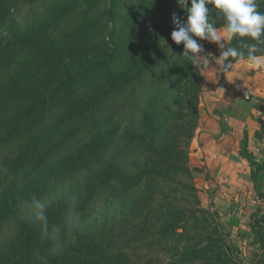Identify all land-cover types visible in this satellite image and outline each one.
I'll list each match as a JSON object with an SVG mask.
<instances>
[{
  "label": "trees",
  "instance_id": "trees-1",
  "mask_svg": "<svg viewBox=\"0 0 264 264\" xmlns=\"http://www.w3.org/2000/svg\"><path fill=\"white\" fill-rule=\"evenodd\" d=\"M33 1L0 0V32L14 8ZM155 1L162 4L166 0ZM100 2L59 0L47 6L30 29L0 40V102L6 107L0 110L4 120L0 124V228L22 206L28 190L32 195L48 194L53 184L102 165L120 136L140 146L143 159L130 175L114 163H105L89 174L83 196L75 201L77 216L71 231L64 221L72 201L58 199L47 206L49 227L61 229L57 242L42 238L34 218L20 223L17 239L0 252V264H141L143 259L136 253L141 248L136 247L144 239L152 235L157 246L163 245L167 251L169 236L177 235L180 229L177 225L189 224L187 218L183 220L187 215L183 211L176 210L167 221L154 209L147 214V209L157 193L166 194L164 185L175 179L180 186L179 176H189L191 181L199 176L191 172L189 152L199 125L202 70L188 62L179 66L183 76L177 77V91L185 77L188 85L180 112H169L161 123L145 120L140 129L123 128L122 112L131 101L120 104V97L142 81L149 63L138 43L136 19L128 21L127 30H114L113 38L106 41L108 14L92 16ZM256 3L258 11L264 12V0ZM208 7L212 22L221 25L213 6ZM179 17L186 21V12L181 11ZM230 45L238 46L237 40ZM88 132L89 140L70 152ZM241 155L252 160L246 142ZM145 181L150 185L145 195L126 208L122 219L77 235L92 203L113 184L129 193L142 188ZM188 187L196 207L190 213L195 234L186 241L182 234L174 239L167 264H228L227 235L217 222L218 216L201 208L197 188ZM199 217L208 229L204 240L196 232ZM160 220L167 221V226L153 232ZM147 221L154 224L145 227ZM183 241L185 247H181ZM158 262L165 264V260Z\"/></svg>",
  "mask_w": 264,
  "mask_h": 264
},
{
  "label": "rangeland",
  "instance_id": "rangeland-1",
  "mask_svg": "<svg viewBox=\"0 0 264 264\" xmlns=\"http://www.w3.org/2000/svg\"><path fill=\"white\" fill-rule=\"evenodd\" d=\"M58 1L36 0L19 4L12 10L11 15L6 20L0 32V40L9 38L12 32H24L30 29L36 21L42 18L45 8ZM181 11L183 12V9L180 8L176 0H166L162 4H158L155 0H101L98 7L92 11L93 17L98 15L107 16L108 14V20L105 21L106 27L104 33L106 41H110L113 38L114 30H127L128 21L132 18L136 19L138 22V43L141 52L145 54V61L149 63L142 81L135 84L131 89H128L120 97V104H124L127 100L131 101L122 112L120 121L123 128L130 126L140 129L141 126H144L145 120L153 121L154 124L164 122L169 112H180V108L185 106L184 101L186 100V96L184 97V91L187 85L186 77L179 82L180 90L177 91V77L183 76L182 73L178 72L179 66L187 63L185 58L181 57L184 46L183 43L177 45L171 39V33L174 30L172 16L174 13L179 16ZM155 21L156 24L154 25ZM218 21L221 22L222 19L218 18ZM196 39L203 45L204 50L200 53V55H203L207 47L205 44L206 40L202 41L198 37ZM178 94L180 95L179 97ZM5 108L4 102H0V110H4ZM3 123L4 120L0 117V124ZM90 132L81 135L80 140L72 147L70 152L83 145L86 140H89ZM192 151L193 149L190 146L189 166L192 174L199 176L194 177L192 181L189 176H179L180 186L175 184V179L170 182V185H164L166 194L161 195V193H157L154 201L150 203L147 209V214L151 209H154V212L163 215L161 218H165L167 221L176 215L173 213L176 210L183 211L187 213V215H183V220L187 218L189 224L184 225V223H179L177 225L180 229L176 231L177 235L169 236L170 241L168 240L167 251L163 250V245L157 246L156 242L151 238L152 235L144 239L136 247L137 250L141 248L140 251L136 252L141 257V260L143 259L141 264H161L158 260H165V264H167L171 256L170 252H173L175 248L174 239L178 238L179 234L183 235L184 241L194 236V221L191 219L190 213L196 207L192 193L188 187L190 185H194L197 188L201 208L218 216L217 222L221 226L224 235H227L225 239L226 246L228 247V264H237L240 260V250L237 245L238 240L234 237V227H237V225L235 217H233L236 211L239 213V208L226 204L217 206V203H214V199L218 198L217 192L214 188H207V184L202 181L204 177L201 176L200 169L193 168L191 161ZM143 156L144 152L140 146L128 142L120 136L118 142L108 150L107 155L103 158L102 165L114 163L123 173L130 175L136 173L138 163L142 161ZM64 165L68 168H74L73 165H67L65 162ZM102 165L88 168L74 177L53 184L54 187L48 194L32 195L28 190L22 197V201L24 202L22 206L17 208L13 212L14 214L0 228V252L7 250L9 244L17 239L20 223L33 218L31 209L33 198L41 200L46 206H49L58 199L77 201L83 196L85 181L88 175L98 171ZM141 186L142 188L140 187L126 193L119 184H113L106 193L100 195L92 203L88 214L79 224L77 235L84 231H93L105 223L113 222L115 219H122L127 214L126 208L135 205V202L145 195L150 185L149 182L145 181ZM179 218H182L180 214ZM167 221H157L153 232H158L159 229L166 227ZM146 224L145 227H148L149 224H154V221H147ZM129 228L128 226L127 230ZM206 228L207 225L203 218L199 217L196 232L201 240L208 237V229L206 230ZM150 229L152 230V228ZM184 241L181 247H185ZM146 255L148 257L145 259Z\"/></svg>",
  "mask_w": 264,
  "mask_h": 264
},
{
  "label": "crops",
  "instance_id": "crops-1",
  "mask_svg": "<svg viewBox=\"0 0 264 264\" xmlns=\"http://www.w3.org/2000/svg\"><path fill=\"white\" fill-rule=\"evenodd\" d=\"M205 44L209 64L202 70L192 166L201 170L206 187L216 190L217 206L239 208L233 216L240 250L237 264H264V69L241 60L223 73L212 58L221 54L218 45ZM242 90L251 95L250 101ZM243 142L251 161L241 155Z\"/></svg>",
  "mask_w": 264,
  "mask_h": 264
},
{
  "label": "clouds",
  "instance_id": "clouds-1",
  "mask_svg": "<svg viewBox=\"0 0 264 264\" xmlns=\"http://www.w3.org/2000/svg\"><path fill=\"white\" fill-rule=\"evenodd\" d=\"M187 14L186 21L175 13L172 16L174 30L171 39L177 45L183 43L181 57L198 71L209 64V56L200 55L203 45L196 39L206 40L218 45L219 57H212L218 70L228 73L241 60L264 69V12L258 11L256 0H176ZM208 5H212L222 24L217 26L210 19ZM244 38H247L245 40ZM237 40L238 46H231L230 41ZM227 45V47H226ZM259 53V54H258ZM32 216L39 222L43 239L54 243L58 241L60 227H49L47 206L39 199L31 202ZM77 213L75 201H72L65 213L64 226L71 231L75 226Z\"/></svg>",
  "mask_w": 264,
  "mask_h": 264
},
{
  "label": "built area",
  "instance_id": "built-area-1",
  "mask_svg": "<svg viewBox=\"0 0 264 264\" xmlns=\"http://www.w3.org/2000/svg\"><path fill=\"white\" fill-rule=\"evenodd\" d=\"M241 93H242L243 97L245 98V100H247V101L251 100V95L246 90H242ZM263 141H264V139H263Z\"/></svg>",
  "mask_w": 264,
  "mask_h": 264
}]
</instances>
